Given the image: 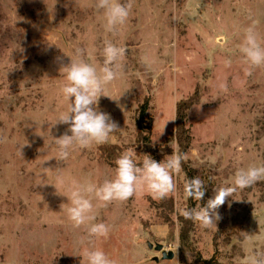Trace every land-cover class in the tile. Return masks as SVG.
<instances>
[{
	"label": "rangeland",
	"instance_id": "obj_1",
	"mask_svg": "<svg viewBox=\"0 0 264 264\" xmlns=\"http://www.w3.org/2000/svg\"><path fill=\"white\" fill-rule=\"evenodd\" d=\"M253 21L264 37V0H134L130 19L114 36L105 31L95 0H0V264H87L85 247L102 249L118 264H247L264 254V180L228 198L217 228L194 223L184 243L183 168L170 212L147 194L97 208L94 222L109 224L110 235L84 245L86 229L72 226L61 209L68 198L51 185L57 168L64 178L61 192L72 181L99 185L112 178L116 166L102 155L103 146L117 145L121 154L131 150L142 160L135 117L147 99L154 151L163 158L171 154L169 144L178 146L177 104L197 90L199 100L188 111L192 145L186 154L207 188L201 203L215 188L231 186L238 169L264 165V68L246 76L240 52ZM106 40L127 49L123 76L108 86L113 99L100 100L121 129L109 142L75 148L58 162L53 136L68 126L51 125L70 103L61 93L66 78L59 69L76 48L86 50L87 62L102 66ZM142 57L154 62L151 69ZM225 59H231L230 68ZM219 82L227 83V92ZM44 168L52 170L44 175ZM167 213L170 221L164 220ZM157 244L174 257L163 258Z\"/></svg>",
	"mask_w": 264,
	"mask_h": 264
},
{
	"label": "clouds",
	"instance_id": "obj_2",
	"mask_svg": "<svg viewBox=\"0 0 264 264\" xmlns=\"http://www.w3.org/2000/svg\"><path fill=\"white\" fill-rule=\"evenodd\" d=\"M78 2L79 0H74V4ZM133 5L134 0H95V8L103 13L105 19V31L114 36L127 24ZM85 52L83 48H76L74 55L69 56L70 62L62 64L59 69L60 74L66 78L61 93L70 103L67 110L61 112L51 125V129L57 125L68 126L62 135H52L54 143L58 146L54 156L58 162L67 161L75 148H90L94 144L109 142L113 134L121 129L119 122L110 113L101 110L100 100L102 97L113 99L108 93V86L123 76L127 49L106 40L102 51L103 65L100 67L87 62L84 59ZM240 52L246 64V76L251 75L254 69L264 68V37L257 31L255 21L244 30ZM142 62L148 69H151L154 63L147 57H142ZM231 64V59L224 60L225 67L230 68ZM218 88L222 92L228 91L226 82H219ZM37 135L42 136L38 131ZM25 145L21 146L22 154ZM169 147L172 149L171 154L164 155L160 161L151 154H144L142 160H137L131 150L126 151L116 159L115 174L112 178L105 179L99 185L90 181H72L66 192L59 190L58 185L64 183V178L59 168L55 170L57 182L51 185L56 187L58 194L68 198L67 207L61 204L62 211H66L67 218L74 228L86 229L87 236L81 238V245L90 243L92 239H107L110 235L109 224L94 222L97 208L107 207L113 202H127L130 198L144 194L157 201L176 195V177L181 173L182 163L188 157L177 145L170 143ZM49 170L52 169L44 168L43 174L47 175ZM261 180H264V165L240 168L235 173L233 184L215 188L213 197L205 204L201 203L207 191L204 181L199 177L187 180L184 184V195L197 204L196 207L183 210L182 215L185 219L198 223L201 228H217V222L222 219L219 209L228 198L234 199L237 190L252 187ZM48 184L40 183L37 186ZM247 239L249 238L246 237ZM83 256L87 264H118L115 259L96 247H85ZM247 264H264V254L255 255Z\"/></svg>",
	"mask_w": 264,
	"mask_h": 264
},
{
	"label": "trees",
	"instance_id": "obj_3",
	"mask_svg": "<svg viewBox=\"0 0 264 264\" xmlns=\"http://www.w3.org/2000/svg\"><path fill=\"white\" fill-rule=\"evenodd\" d=\"M199 100V92L198 90L195 94L188 98L182 99L177 104V113H176V126H175V138L178 143L179 150L183 153H187L192 145V135L190 133V129L187 125V117L189 109L197 103ZM149 110V101L145 100L140 106L137 108L135 124L137 127V137L136 141L142 147L143 155L151 154L157 161L163 159L161 154L155 153L154 147L151 141V134L153 130V120L150 117L146 120V116ZM102 155L105 159L115 165L116 159L121 155V150L117 145H109L103 146L101 148ZM116 166V165H115ZM183 171L186 174V179L190 180L196 177L197 171L191 165L190 160H186L182 163ZM163 206L166 207L168 212L173 209V201L172 198H168L162 201ZM197 202L188 198V209L196 207ZM165 221H170L171 218L169 214L163 215ZM179 220L181 222V230H180V239L181 242L188 240L189 233L194 228V222L192 220L185 219L183 215L179 216Z\"/></svg>",
	"mask_w": 264,
	"mask_h": 264
},
{
	"label": "water",
	"instance_id": "obj_4",
	"mask_svg": "<svg viewBox=\"0 0 264 264\" xmlns=\"http://www.w3.org/2000/svg\"><path fill=\"white\" fill-rule=\"evenodd\" d=\"M149 247L153 248V244L149 243ZM156 249L159 251H162L163 258H173L174 257V252L173 251L167 252L166 250H164V246L162 244H157Z\"/></svg>",
	"mask_w": 264,
	"mask_h": 264
}]
</instances>
